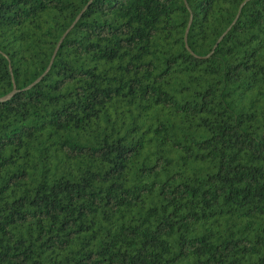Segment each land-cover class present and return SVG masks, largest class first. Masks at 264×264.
Returning <instances> with one entry per match:
<instances>
[{
  "label": "trees",
  "instance_id": "1",
  "mask_svg": "<svg viewBox=\"0 0 264 264\" xmlns=\"http://www.w3.org/2000/svg\"><path fill=\"white\" fill-rule=\"evenodd\" d=\"M0 264H264V0H0Z\"/></svg>",
  "mask_w": 264,
  "mask_h": 264
},
{
  "label": "water",
  "instance_id": "2",
  "mask_svg": "<svg viewBox=\"0 0 264 264\" xmlns=\"http://www.w3.org/2000/svg\"><path fill=\"white\" fill-rule=\"evenodd\" d=\"M53 57H54V55H53Z\"/></svg>",
  "mask_w": 264,
  "mask_h": 264
}]
</instances>
